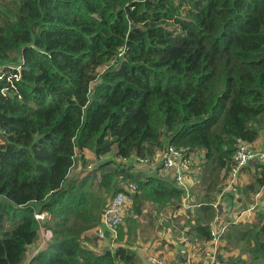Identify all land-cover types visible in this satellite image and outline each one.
I'll list each match as a JSON object with an SVG mask.
<instances>
[{"label":"trees","instance_id":"trees-1","mask_svg":"<svg viewBox=\"0 0 264 264\" xmlns=\"http://www.w3.org/2000/svg\"><path fill=\"white\" fill-rule=\"evenodd\" d=\"M0 66V264L26 261L41 212L52 236L28 264H138L86 234L120 179L139 184L132 218L147 201L177 208L183 190L112 160L69 177L75 151L202 149L200 185L219 191L238 142L264 129V0H0ZM253 164L252 192L264 189ZM215 198L196 196L194 237H211ZM225 238L246 255L233 264H264V213Z\"/></svg>","mask_w":264,"mask_h":264},{"label":"crops","instance_id":"crops-1","mask_svg":"<svg viewBox=\"0 0 264 264\" xmlns=\"http://www.w3.org/2000/svg\"><path fill=\"white\" fill-rule=\"evenodd\" d=\"M261 135L253 142L250 143L254 147L263 148L264 142L261 140ZM84 159L80 162L77 160V170L72 176H83L94 166L96 161L100 160L88 149H84ZM204 150L198 155L196 168L193 173L188 174L185 177L186 190L178 186L173 173L170 170H166L161 167L160 160L155 159L157 152L151 159L153 164L157 166L156 171H152L147 168L146 164L134 163L132 158L124 161V164H128L131 167V172H137L142 177L148 175H155L159 179L165 182H171L178 188L183 190L181 202L177 208L170 206L158 207L156 204H152L147 201L144 203L142 212L137 216L133 224H129V229L125 225L123 227L122 242L118 238L119 232L117 231L116 238H110L108 235L103 240L94 239L89 237V232L86 234L85 244L87 247L101 252L104 249H114L119 245L132 248L136 251L138 257V264H148L147 257L150 254L159 255L165 261L170 263H180L186 259L192 260L196 264H204L208 261L211 254H215L218 260L217 264H233L231 258L241 255L245 258L246 255L241 253L239 247L232 245H226L225 234L229 230L231 225H237L238 223L246 224L256 221L257 214L259 212L264 213V189L258 185H255L254 192L246 191L245 186L253 181V176L256 173V169L253 164L254 161L244 166L238 175L240 184L237 186L236 191H216L214 188H203L200 185V172L204 162ZM114 155V154H113ZM89 162L85 167L83 161ZM118 160H120L118 158ZM73 170V169H72ZM71 171L69 173L70 176ZM125 185V181L120 179ZM223 189V188H222ZM246 191V193L244 192ZM248 192V193H247ZM216 195L213 207L215 209L214 216L210 221V234L211 230H214L217 225L228 223L225 232L219 234L216 238L211 234V237L207 239L194 237L192 233H188L190 224H194V210L199 205L196 200V196L200 194ZM245 194V195H244ZM247 195V196H246ZM250 195L249 200H247ZM135 196V194H134ZM129 209L125 212L123 218L125 219L130 215L133 208V200ZM257 203L255 208L251 209L252 204ZM144 216H150L154 219L153 224L155 225L150 235L145 237L146 229L144 225H140V219ZM122 219V223H123ZM127 221V219H126ZM122 223L120 225H122ZM138 225L135 229V236H133V228ZM158 226H161L160 228ZM126 228V230H125ZM145 237V238H144ZM37 243V242H36ZM35 244L28 247L26 259H28L31 253L36 250ZM34 246V247H33ZM29 250L31 252L29 253ZM121 264V263H119Z\"/></svg>","mask_w":264,"mask_h":264},{"label":"built area","instance_id":"built-area-1","mask_svg":"<svg viewBox=\"0 0 264 264\" xmlns=\"http://www.w3.org/2000/svg\"><path fill=\"white\" fill-rule=\"evenodd\" d=\"M5 66H0V76L3 74V69ZM13 68V66H11ZM19 69V66L16 67ZM10 77V76H9ZM18 78V75L16 76ZM11 78V77H10ZM7 80H9L7 78ZM4 90V89H3ZM85 149V148H84ZM84 149H76L75 151V160L80 162L84 159ZM202 149H192L186 146H175L173 144H167L163 149L156 151L157 157L152 155L150 157H138L131 156L129 158H120L115 155L99 156L97 159H100L98 162L105 161L103 160L106 157V160H112L115 164H120L122 166H127L124 164V161L130 160L132 158L134 163L146 164L147 168L152 171L157 170V166L153 164L151 157L160 160L161 167L170 170L173 173L175 180L178 183V186L184 190L185 187V177L193 173L199 160H197L198 155L202 152ZM118 158L120 160H118ZM260 162L264 163V149L254 147L252 144L239 141L236 145L235 151L232 155V164L228 175L226 177L225 183L221 188V191H236V183L238 181V175L240 170L250 162ZM96 163V164H97ZM262 187V186H261ZM263 188V187H262ZM139 190L138 182H126L125 189L123 191L117 192L112 195L108 200L107 205L103 209L98 224L94 227V233L98 240H103L107 237L116 238V228L122 222L125 212L129 209L132 204L133 196ZM256 202L252 204L251 209L255 208ZM46 213H36L35 218L40 221V228L38 230L40 234L39 243H36V250H34L30 257L26 259L22 264H28L29 259L35 255L39 250L44 248L47 245V242L51 238L50 230L46 229L43 226V221L46 218ZM228 223L217 225L214 230H211V234L216 238L219 234L223 233L227 229ZM148 264H196L192 260L186 259L180 263H170L165 261L159 255L150 254L147 257ZM218 260L215 254L209 256L208 261L204 264H217Z\"/></svg>","mask_w":264,"mask_h":264},{"label":"rangeland","instance_id":"rangeland-1","mask_svg":"<svg viewBox=\"0 0 264 264\" xmlns=\"http://www.w3.org/2000/svg\"><path fill=\"white\" fill-rule=\"evenodd\" d=\"M260 135H261V140L264 142V129L261 131V133H260ZM110 155H113V154H110ZM107 157V156H106ZM106 157H104V159L103 160H106L105 158ZM87 163H89V162H87ZM83 164V163H82ZM96 164V163H95ZM94 164V165H95ZM77 159L75 160V164H74V167L72 168L73 170H71V174H70V176H72L73 175V173L74 172H76V170H77ZM85 167H87L86 165H85ZM240 184V181L238 180L237 181V183H236V186H238ZM245 193H246V191H244ZM248 193V192H247ZM249 197H250V195H248V198H247V200H249ZM130 218H132V217H130L129 215H128V217H126L125 219L123 218V223H122V225H118V227L116 228V234H117V231L119 232V234H118V238L120 239L119 241H121V243H123L122 242V235H123V227L126 225V226H128V224L130 223V221H126V219L127 220H129ZM134 219L135 218H132V220L134 221ZM140 222H141V224L140 225H144V227H145V229H146V234H145V237H147V236H149L150 235V233H151V231H153V229H154V227H155V225L153 224V222H154V219L153 218H151L150 216H144V217H142L141 219H140ZM138 227V225H136V226H134V228H133V236H131V240H132V238L135 236V229ZM159 228L161 227V226H158ZM125 230H126V228H125ZM51 236H52V233H51ZM93 236H96L95 235V233H94V230H92L91 232H89V237H93ZM144 237V238H145ZM41 237H40V234H39V232H38V238H37V244L39 243V239H40ZM100 241V240H99ZM35 247H36V244L34 245ZM33 246V247H34ZM31 252V250H29V253Z\"/></svg>","mask_w":264,"mask_h":264}]
</instances>
